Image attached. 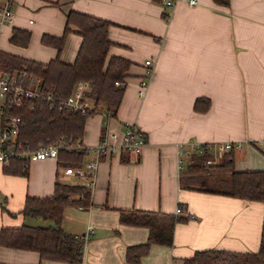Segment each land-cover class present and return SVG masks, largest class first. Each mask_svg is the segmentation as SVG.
Masks as SVG:
<instances>
[{"label": "crops", "instance_id": "obj_1", "mask_svg": "<svg viewBox=\"0 0 264 264\" xmlns=\"http://www.w3.org/2000/svg\"><path fill=\"white\" fill-rule=\"evenodd\" d=\"M188 1L168 9L153 0H11L14 21L0 28V52L48 63L57 51L41 37H61L67 14L76 12L111 23L108 58L131 62L115 116L90 115L80 144L120 146L128 125L142 132L145 144L139 153L119 148L101 156L89 207L65 208L61 228L84 241L79 264H131L126 248L148 237L145 227L119 223L120 210L131 209L183 219L171 246L152 244L137 264H184L203 250H259L264 205L211 193L214 188L205 192L204 181L229 177L230 170L216 167L229 152L220 149L226 142L242 143L233 151L234 171H264V0ZM13 28L30 32L26 47L9 42ZM69 28L59 54L64 63L74 61L81 44L76 27ZM197 99L208 100L205 111L194 109ZM204 151L212 163L192 171L193 156ZM5 168L0 164V230L52 226L24 216L26 198L51 196L56 184L77 180L56 159L28 162L25 176ZM0 264L72 263L0 247Z\"/></svg>", "mask_w": 264, "mask_h": 264}, {"label": "trees", "instance_id": "obj_2", "mask_svg": "<svg viewBox=\"0 0 264 264\" xmlns=\"http://www.w3.org/2000/svg\"><path fill=\"white\" fill-rule=\"evenodd\" d=\"M164 3L165 0H153ZM218 5L226 6L229 0H213ZM76 27L81 37V44L72 63H64L59 54L63 50L66 39L71 32L69 26ZM111 23L87 16L69 12L66 25L61 37L43 35L41 43L52 46L57 56L46 64L19 58L0 52V72L11 74L25 71L28 75L41 78L44 91H52L59 98H66L73 88L81 82L91 84L90 97L100 101L106 112L115 116L120 104L124 86L116 87L115 83H123L127 77L131 62L112 56H107L112 42L108 38ZM30 40V32L13 28L9 42L13 45L26 47ZM208 100L197 99L194 109L205 111ZM204 102V106L200 103ZM24 104L21 108L11 107L9 115L18 116L20 124L17 135L13 138L15 146L36 148L39 145L55 144L64 141L70 145L80 144L86 119L91 114L71 113L59 109H49L40 104ZM102 141V140H101ZM86 152L83 149H61L57 155V163L65 167H79L83 165ZM208 153L193 156L192 171H202ZM217 168L230 170L229 177L221 184L225 189L214 188L211 193H218L243 200L260 202L264 205V171L236 172L233 169V151L223 156V163ZM28 161L12 159L5 168L9 174L26 175ZM205 192H209L206 188ZM83 194V199L68 198ZM90 205V195L78 185L56 184L53 194L44 198L27 197L23 207V214L27 217H40L52 223L50 227H32L21 225L18 228H4L0 230V247L36 252L40 260H51L79 264L82 259L84 241L80 237L66 233L61 228L63 212L68 206ZM182 218L161 212H149L136 209L120 210L119 223L124 225L145 227L148 237L145 243L128 246L125 259L128 263L137 264L144 257L152 244L171 246L175 223ZM184 264H264V218L259 250L256 253H236L223 250L197 251Z\"/></svg>", "mask_w": 264, "mask_h": 264}, {"label": "built area", "instance_id": "obj_3", "mask_svg": "<svg viewBox=\"0 0 264 264\" xmlns=\"http://www.w3.org/2000/svg\"><path fill=\"white\" fill-rule=\"evenodd\" d=\"M176 0H165L164 5L172 8ZM189 5H195V0H189ZM14 21V14L11 9V0H0V28L3 25H10ZM145 66L151 65V60L145 61ZM150 70L146 74L149 76ZM122 83L116 82L115 86ZM146 87V81L141 83ZM91 84L87 81L78 83L66 98H59L52 91H44L41 78L28 75L25 71L3 74L0 72V164L7 167L12 159H26L28 162L45 159H56L59 150L83 149L86 152L87 162L79 167H65L64 174L77 180V185L82 187L84 192L90 195L95 183L96 171L100 157L110 154L122 148L127 151L139 153L145 144L142 132L135 125L125 126L120 146L109 145L103 140L95 146H83L82 144L70 145L64 141L55 144L49 143L39 145L34 149L29 147L15 146L13 138L17 135L20 118L7 113L9 108H21L24 104L46 106L49 109H59L71 113L96 114L103 112L107 117L111 116L106 112L103 104L90 97ZM242 147L240 142H226L221 144L220 149L226 151L238 150ZM215 148V147H214ZM183 154L179 151V155ZM212 161L207 160L206 164ZM83 194L69 197V200L83 199ZM1 203V198H0ZM79 209H83L78 205ZM177 213L181 210L177 209Z\"/></svg>", "mask_w": 264, "mask_h": 264}, {"label": "rangeland", "instance_id": "obj_4", "mask_svg": "<svg viewBox=\"0 0 264 264\" xmlns=\"http://www.w3.org/2000/svg\"><path fill=\"white\" fill-rule=\"evenodd\" d=\"M204 182H205V185H206V187H207L208 189H210V188L225 189V188H226V186H225L224 184H221V185H220L219 182H215L214 180L210 181V180L206 179ZM37 220H42V219H40V218L38 217Z\"/></svg>", "mask_w": 264, "mask_h": 264}]
</instances>
